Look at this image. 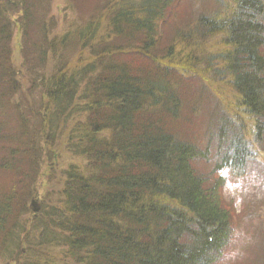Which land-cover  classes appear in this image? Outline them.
<instances>
[{
    "label": "trees",
    "instance_id": "16d2710c",
    "mask_svg": "<svg viewBox=\"0 0 264 264\" xmlns=\"http://www.w3.org/2000/svg\"><path fill=\"white\" fill-rule=\"evenodd\" d=\"M54 1L0 0V264H264V0Z\"/></svg>",
    "mask_w": 264,
    "mask_h": 264
},
{
    "label": "rangeland",
    "instance_id": "374dc122",
    "mask_svg": "<svg viewBox=\"0 0 264 264\" xmlns=\"http://www.w3.org/2000/svg\"><path fill=\"white\" fill-rule=\"evenodd\" d=\"M63 0H55L53 5H54V8H53V14H58L59 13V16H60V20L63 22V21H67V20H71V16H69V14H66V16L62 15L60 13L61 11V8L63 7ZM196 8V4L194 3L193 0H191L190 2V5H189V9L190 10H195ZM196 12V10L194 11ZM193 17V16H192ZM164 34V33H163ZM17 39V37H16ZM19 42V39L16 40L15 43H18ZM15 50V53H14V57H13V61H15V64L16 66H20V60H19V53L17 49H14ZM24 89L26 90V87H24ZM200 112V111H199ZM201 132H203L204 130V123L201 122ZM49 162L51 164H48L45 166V168L43 169V176H41L39 179H38V182H37V185H36V188L37 189V193L35 195H33L31 198H33L32 202H34V208H38L43 202H44V199L42 197V195L45 193V191L47 190V183L45 184V180L48 178L46 174H48L49 172V169H51V174L53 177H58L59 175V167L58 165H61L63 163L66 162L65 158H61L59 159V161L55 160L54 163H52V160L49 159ZM231 186H229V184H225V186H223V191H224V194H225V198L227 201H230L231 197H232V194L234 196V191L231 192ZM251 191V194L253 193V190L249 189V192L248 194L250 193ZM256 200L252 201V199H250L249 201V204L251 205V212L254 211V213L250 216L249 219L247 218H244V212H243V209H242V206L240 204V202L235 199L230 202H232V207H233V210L235 212V215H239L238 217V223H239V227H237V237H240V239L243 241V244L242 245H245L247 244V246H249V248L247 247L248 250L250 251H253V250H257L259 251L260 253L264 252V229L263 228H259L257 229V224H258V220L261 219V222L264 223V195L263 197L261 196V194L259 193V196L257 198H255ZM259 207L261 208V211H263V213H261L259 211ZM39 211V210H38ZM38 213V212H37ZM234 215V217H235ZM261 253V254H262ZM263 255V254H262ZM261 255V256H262ZM237 260H240L241 264H242V258L238 257ZM247 261V259H246ZM258 264V263H257Z\"/></svg>",
    "mask_w": 264,
    "mask_h": 264
}]
</instances>
